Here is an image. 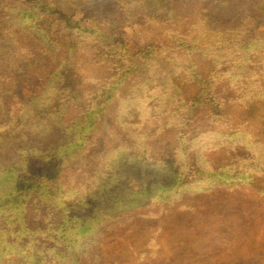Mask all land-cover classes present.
<instances>
[{
    "label": "trees",
    "instance_id": "trees-1",
    "mask_svg": "<svg viewBox=\"0 0 264 264\" xmlns=\"http://www.w3.org/2000/svg\"><path fill=\"white\" fill-rule=\"evenodd\" d=\"M53 1L58 9L43 8L50 19L30 21L0 0V264H80L101 224L215 188L247 194L264 208V139L257 135H264V0H208L190 27L165 33L172 39L167 46L130 54L110 79L89 80L97 88L86 93L79 67L69 63L79 46L54 30L59 23L79 28L64 12L73 0ZM117 1L127 16L176 21L186 16L178 7L197 0ZM218 17L221 36L211 37ZM15 27L31 29L52 54L49 73L37 66L41 57L18 56L7 36ZM219 81L234 91L217 89ZM127 83L130 93L121 98L115 121L119 131L98 156H89ZM206 121L209 129H228L221 137L229 151L241 144L253 152L252 143L257 153L246 160L232 153L221 162L197 158L202 130L192 132ZM167 133L177 136L172 155H157L150 139ZM31 156L37 158L31 162ZM249 248L253 252L234 263L264 264V250Z\"/></svg>",
    "mask_w": 264,
    "mask_h": 264
},
{
    "label": "rangeland",
    "instance_id": "rangeland-1",
    "mask_svg": "<svg viewBox=\"0 0 264 264\" xmlns=\"http://www.w3.org/2000/svg\"><path fill=\"white\" fill-rule=\"evenodd\" d=\"M5 1L12 11L30 21L37 20L41 15L50 19L43 8L60 7L53 0H44L42 3L36 0ZM258 1L263 0H249L247 4L256 5ZM207 3L208 0H197L190 6L178 7L177 12L188 17L173 21L146 17L141 13L127 16L121 13L117 0H73L67 4L64 12L71 24L79 28L71 30L59 23L54 30L59 37L79 46L77 56H69V63L74 69L79 67L76 70L84 85L83 93L94 92L97 85L89 80L95 78L98 84L100 78L110 79L116 74L113 67L124 64L130 54L146 50L148 46H167L172 39L165 37V33L179 25L190 27L189 22L200 19L199 11L209 5ZM210 31L211 37H215V34L221 36V17L213 20ZM7 36L16 46L18 56L26 52L33 57H41L37 66H42L48 73L51 71L55 60L31 29L15 27L7 32ZM140 59L141 56L137 60ZM84 78L86 80L82 82ZM223 85L225 88L221 87L219 81L216 88L228 94L234 91L225 81ZM129 93L130 84L127 83L109 106L101 123V142L89 156H98L106 140L113 138L111 135L119 131L115 123L118 105L121 98ZM207 124L208 121L195 123L192 130V133L202 130L193 147L197 158L207 157L221 162V159L229 158L228 153H232L246 160L252 153H257L252 143L249 146L253 152L247 153L241 144H237L234 151H229L226 139L221 137V131L227 132L228 129L220 125L209 129L205 127ZM211 131H216V134ZM257 135L264 139L262 133ZM61 137L66 139V133ZM176 137L168 133L157 138L153 136L150 143L157 155L163 153L171 156ZM35 158L31 156V162ZM78 164L75 161L73 171H67L76 173ZM109 215L112 217V213ZM92 236L96 238L92 240L88 255H84L80 264H235L240 255L253 252L249 246H259L264 250V208L256 198L247 194L215 188L196 195L189 194L179 201L147 205L119 221L114 218L108 224H101L100 233Z\"/></svg>",
    "mask_w": 264,
    "mask_h": 264
}]
</instances>
